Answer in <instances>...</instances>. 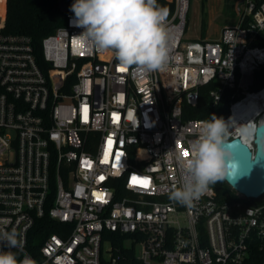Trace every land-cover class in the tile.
Wrapping results in <instances>:
<instances>
[{
  "label": "built area",
  "instance_id": "1",
  "mask_svg": "<svg viewBox=\"0 0 264 264\" xmlns=\"http://www.w3.org/2000/svg\"><path fill=\"white\" fill-rule=\"evenodd\" d=\"M173 2L170 59L151 72L85 48L73 13L43 40L44 71L30 37L4 33L1 13L0 232L14 230L22 247L0 250L35 264H264V196L223 201L209 186L191 207L171 199L181 179L176 157L209 120L184 118L201 88L211 86L216 115L228 105L229 141L255 151L264 113V85L254 89L264 66V0H241L237 25L201 41L185 40L190 0ZM242 127L255 129L250 139ZM46 213L67 227L34 256L29 234Z\"/></svg>",
  "mask_w": 264,
  "mask_h": 264
},
{
  "label": "clouds",
  "instance_id": "2",
  "mask_svg": "<svg viewBox=\"0 0 264 264\" xmlns=\"http://www.w3.org/2000/svg\"><path fill=\"white\" fill-rule=\"evenodd\" d=\"M70 24L82 29L75 35L85 48L111 51L125 69L140 72L164 70L170 59L172 33L167 24L168 9L158 0H74ZM253 127H242L240 136L250 139ZM187 152V155H185ZM239 145L229 142L228 126L217 117L202 122L198 138L177 155L181 171L179 185L171 199L191 207L210 185L235 177L242 164ZM0 244L21 248L16 233L0 232ZM0 264H35L30 256L0 250Z\"/></svg>",
  "mask_w": 264,
  "mask_h": 264
},
{
  "label": "trees",
  "instance_id": "3",
  "mask_svg": "<svg viewBox=\"0 0 264 264\" xmlns=\"http://www.w3.org/2000/svg\"><path fill=\"white\" fill-rule=\"evenodd\" d=\"M68 6L67 13H63L59 7V0H7L6 5V20L4 33L7 35H26L32 39L35 54L40 66L47 70V63L42 57V42L43 40L54 34L57 28L63 27L66 24L67 15L72 13L70 6L74 0H65ZM205 1V0H203ZM158 4L168 9V14L174 10L173 0H158ZM259 45H264V36L259 41ZM264 85V66L254 75V89H259ZM211 86L201 88V96L199 105L195 108L185 105L184 118L187 119H204L210 120L216 115V109L213 107L212 101L209 98V90ZM228 101L224 100V103ZM55 178V177H54ZM220 200H235L239 199L238 193L231 188L226 181L217 182L215 185H210ZM55 196V185H52V193L47 203V211L52 206V200ZM248 203H255L249 201ZM67 227L64 224L56 223L51 220L48 213L43 218L37 219L33 229L29 234V243L33 255L36 256L37 246H41L50 235L57 233L61 234L60 229ZM115 245L119 244L120 240L112 239ZM35 243V245L33 244ZM127 256L133 257V252L126 251ZM259 259V256L257 258Z\"/></svg>",
  "mask_w": 264,
  "mask_h": 264
},
{
  "label": "rangeland",
  "instance_id": "4",
  "mask_svg": "<svg viewBox=\"0 0 264 264\" xmlns=\"http://www.w3.org/2000/svg\"><path fill=\"white\" fill-rule=\"evenodd\" d=\"M5 0H0V27L4 23ZM241 0H190L187 15L186 41L216 40L225 27L236 26L239 21ZM242 9V8H241ZM111 248L104 244V251ZM140 248H136V253ZM108 257L107 253H104Z\"/></svg>",
  "mask_w": 264,
  "mask_h": 264
},
{
  "label": "water",
  "instance_id": "5",
  "mask_svg": "<svg viewBox=\"0 0 264 264\" xmlns=\"http://www.w3.org/2000/svg\"><path fill=\"white\" fill-rule=\"evenodd\" d=\"M61 12L67 13L68 6L65 0H59ZM230 115L228 105H224L218 113L217 118L226 119ZM255 151L241 139L229 141L239 145L240 159L242 167L235 177L226 179L227 184L235 192L244 196L248 200H258L264 196V122L261 121L255 134Z\"/></svg>",
  "mask_w": 264,
  "mask_h": 264
},
{
  "label": "snow or ice",
  "instance_id": "6",
  "mask_svg": "<svg viewBox=\"0 0 264 264\" xmlns=\"http://www.w3.org/2000/svg\"><path fill=\"white\" fill-rule=\"evenodd\" d=\"M120 71H124V69H120ZM185 155H187V152H185ZM134 182L136 183H139L141 186H144V187H147V180H140V181H137L136 178H133ZM100 198V197H98Z\"/></svg>",
  "mask_w": 264,
  "mask_h": 264
},
{
  "label": "bare ground",
  "instance_id": "7",
  "mask_svg": "<svg viewBox=\"0 0 264 264\" xmlns=\"http://www.w3.org/2000/svg\"><path fill=\"white\" fill-rule=\"evenodd\" d=\"M260 99H262V101H261V108H262L263 111H264V92H263L262 94H260ZM261 121L264 122V113H263V116H262V118H261Z\"/></svg>",
  "mask_w": 264,
  "mask_h": 264
}]
</instances>
